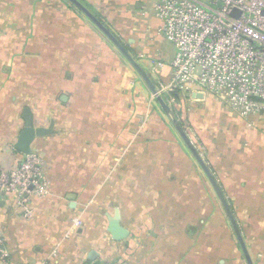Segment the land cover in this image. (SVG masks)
Wrapping results in <instances>:
<instances>
[{"label":"crops","instance_id":"obj_1","mask_svg":"<svg viewBox=\"0 0 264 264\" xmlns=\"http://www.w3.org/2000/svg\"><path fill=\"white\" fill-rule=\"evenodd\" d=\"M79 1L153 80L170 77L173 46L158 32L155 0ZM171 102L253 263L264 264V113L241 117L194 89ZM25 108L52 129L32 143L49 192L32 198L30 219L0 193L7 264H88L90 251L104 264H246L207 177L145 83L68 0H0V168L20 155ZM114 219L128 230L121 240L107 230Z\"/></svg>","mask_w":264,"mask_h":264},{"label":"built area","instance_id":"obj_2","mask_svg":"<svg viewBox=\"0 0 264 264\" xmlns=\"http://www.w3.org/2000/svg\"><path fill=\"white\" fill-rule=\"evenodd\" d=\"M153 13L158 32L173 46L170 77L155 74L159 94L173 101L175 92L194 89L241 117L264 113V0H155ZM48 192L38 150L0 168V193L13 194L24 219L32 217V198ZM80 224L74 218L71 230ZM8 259L0 234V264Z\"/></svg>","mask_w":264,"mask_h":264},{"label":"water","instance_id":"obj_3","mask_svg":"<svg viewBox=\"0 0 264 264\" xmlns=\"http://www.w3.org/2000/svg\"><path fill=\"white\" fill-rule=\"evenodd\" d=\"M70 1L91 23H93L101 33L112 43V45L116 48V50L124 57L127 63L131 66V68L137 73L140 79L145 83L151 95H153L160 107L163 111L164 115L167 117L169 123L174 128L176 133L179 135L180 139L188 149V151L192 154L194 159L199 164L203 173L207 177L211 187L213 188L217 198L219 199L227 217L235 238L239 244L243 257L245 259L246 264H254L252 258L250 256L248 247L243 238V235L238 227V224L235 220L231 207L219 186V183L215 179L212 171L209 166L205 162L201 153L197 149L191 137L185 131L184 127L179 122L172 105V102L166 95H161L158 93L157 87L151 78L147 69L126 49L123 43L117 38L116 35L96 16L94 15L83 3L79 0H68ZM23 120L24 124L22 129L20 130L18 137L14 143V148L18 150L22 154H28L32 149V143L34 139L38 136H43L45 134L51 133L52 129L35 126L33 122V116L29 108H25L23 112ZM107 230L111 234L114 240H121L125 238L128 234V230L120 225L119 221L114 219L108 222ZM88 259L90 264H104L103 261L99 258V255L96 251H90L88 255Z\"/></svg>","mask_w":264,"mask_h":264},{"label":"trees","instance_id":"obj_4","mask_svg":"<svg viewBox=\"0 0 264 264\" xmlns=\"http://www.w3.org/2000/svg\"><path fill=\"white\" fill-rule=\"evenodd\" d=\"M126 49H127V47H126ZM154 81V83H155V85L157 86L158 84H157V81L156 80H153ZM180 92H175L174 93V97L175 98H177L178 97V94H179ZM155 101H156V99H155ZM182 125V124H181ZM20 153V152H19ZM20 155H22V153H20ZM87 264V263H86Z\"/></svg>","mask_w":264,"mask_h":264},{"label":"rangeland","instance_id":"obj_5","mask_svg":"<svg viewBox=\"0 0 264 264\" xmlns=\"http://www.w3.org/2000/svg\"><path fill=\"white\" fill-rule=\"evenodd\" d=\"M133 8V7H132Z\"/></svg>","mask_w":264,"mask_h":264}]
</instances>
